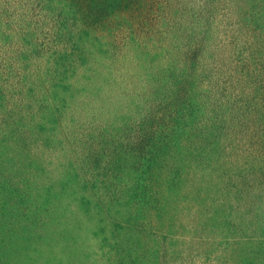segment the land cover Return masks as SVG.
<instances>
[{"label": "rangeland", "instance_id": "obj_1", "mask_svg": "<svg viewBox=\"0 0 264 264\" xmlns=\"http://www.w3.org/2000/svg\"><path fill=\"white\" fill-rule=\"evenodd\" d=\"M163 1L165 14L142 35L153 43L130 53L125 70L109 67L105 26L136 24L158 0H0V264H264V187L254 212L228 222L206 212L211 183L168 172L159 183H136V174L90 183L107 148H126L124 119L146 110L148 69L163 58L153 31L207 54L228 38L241 0ZM140 57L146 75L133 69ZM97 124L116 137L98 139ZM94 149L100 166L85 170Z\"/></svg>", "mask_w": 264, "mask_h": 264}, {"label": "trees", "instance_id": "obj_2", "mask_svg": "<svg viewBox=\"0 0 264 264\" xmlns=\"http://www.w3.org/2000/svg\"><path fill=\"white\" fill-rule=\"evenodd\" d=\"M163 2H149L136 24H106L101 36H109L110 68L121 63L126 70L130 53H145L153 42L142 35H151L148 20L165 14ZM232 20L233 30L221 40L223 45L207 54L200 45L177 44L179 35H166L165 45L159 28L153 31L155 49L163 58L160 66L148 69L146 95H141L146 110L138 119L133 115L131 121L124 119L126 127L117 139L124 136L126 148H107L110 154L100 170L92 169L96 173L90 183L95 177L120 179L129 174H136V183H159V176L168 172L175 182L211 183L214 190L206 200L214 203V209L206 212H215L220 220L231 222L233 214L254 212L264 187V0H241ZM146 61L136 59L133 69L148 74ZM122 76H127L126 71ZM92 129L105 141L117 135L102 124ZM91 160L100 166L95 149L82 163ZM120 169L124 174L116 176ZM113 186L107 189L117 190ZM194 192L192 198L199 199V187Z\"/></svg>", "mask_w": 264, "mask_h": 264}]
</instances>
